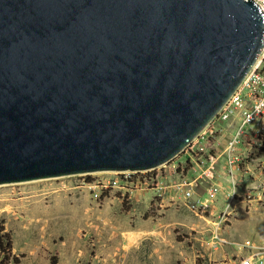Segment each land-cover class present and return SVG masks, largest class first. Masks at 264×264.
I'll return each instance as SVG.
<instances>
[{
  "label": "water",
  "instance_id": "95a60500",
  "mask_svg": "<svg viewBox=\"0 0 264 264\" xmlns=\"http://www.w3.org/2000/svg\"><path fill=\"white\" fill-rule=\"evenodd\" d=\"M263 48L252 0H0V184L167 162Z\"/></svg>",
  "mask_w": 264,
  "mask_h": 264
},
{
  "label": "rangeland",
  "instance_id": "374dc122",
  "mask_svg": "<svg viewBox=\"0 0 264 264\" xmlns=\"http://www.w3.org/2000/svg\"><path fill=\"white\" fill-rule=\"evenodd\" d=\"M252 151L236 198L219 197L205 217L151 190L91 188L117 174L94 171L0 184V234L19 264H236L239 242L264 239V148Z\"/></svg>",
  "mask_w": 264,
  "mask_h": 264
},
{
  "label": "built area",
  "instance_id": "2783aa9c",
  "mask_svg": "<svg viewBox=\"0 0 264 264\" xmlns=\"http://www.w3.org/2000/svg\"><path fill=\"white\" fill-rule=\"evenodd\" d=\"M252 1L264 18V0ZM246 76L216 115L173 158L148 169L113 171L117 174L112 179L89 183L91 188L151 190L160 205L178 200L200 217L214 208L219 197L229 195L234 200L243 165L254 159L252 150L264 148V48ZM180 155L183 159L176 162ZM222 175H226L228 187ZM226 212L222 210L224 221ZM238 244L236 264H264L263 238H247Z\"/></svg>",
  "mask_w": 264,
  "mask_h": 264
},
{
  "label": "trees",
  "instance_id": "16d2710c",
  "mask_svg": "<svg viewBox=\"0 0 264 264\" xmlns=\"http://www.w3.org/2000/svg\"><path fill=\"white\" fill-rule=\"evenodd\" d=\"M4 227L0 225V231L3 230ZM5 238L6 241L4 242L2 239ZM11 237L8 232H4L0 234V252L4 254L3 260L0 261V264H8L10 257L13 258V264L20 263L19 255H14L11 253ZM57 256H52L51 264H56Z\"/></svg>",
  "mask_w": 264,
  "mask_h": 264
}]
</instances>
